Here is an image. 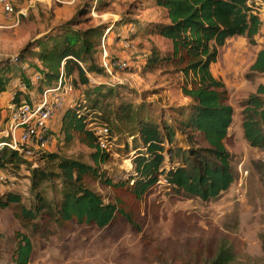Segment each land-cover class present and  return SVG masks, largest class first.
<instances>
[{"label":"rangeland","instance_id":"374dc122","mask_svg":"<svg viewBox=\"0 0 264 264\" xmlns=\"http://www.w3.org/2000/svg\"><path fill=\"white\" fill-rule=\"evenodd\" d=\"M46 1L48 4L15 0L16 10L29 6L27 14L19 16L17 23L0 12V68L8 67L12 76L6 91L0 95V131L5 126L9 104L37 101L41 91L54 84L49 85L45 80L29 84L27 77L42 70L32 54L36 40H46L49 36L61 38L65 33L76 31L90 42V46L84 45L81 65L85 69L93 67L94 71L87 76L94 77L95 82L89 81L87 86L76 89L71 80L75 73L71 78L66 76V81L75 89L49 123L54 129V139L46 151L92 163L91 150L76 139L66 143L58 127L65 109L84 98L88 87L100 85L98 98L95 93L90 94L88 111L98 123L108 124L115 141L99 169L107 175L118 172L124 177L131 167L133 130L127 116L120 115V109L128 107L129 111L174 124L177 111L190 102L181 91L183 73L171 62L164 60L151 69L139 66L153 50L161 57L169 56L171 42L151 32L153 23L163 19L164 11L155 6L154 0H75L71 4L65 3L66 0ZM92 28H97V34L87 33ZM226 44L228 48L233 47L232 43ZM235 44L243 48V55L227 61L221 48L217 63L211 66L214 76L225 83L227 103L233 109L224 141L235 174L229 189L215 199L203 201L175 193L160 177L145 198L137 201L125 190L112 189L88 177L86 185L104 201L122 202L123 208L132 213L139 230L121 215L103 228L48 221L44 228L31 235V264H208L222 244L232 249L235 264H264V149L250 147L241 128L243 105L248 95L264 82V75L249 71L258 42L250 44L239 39ZM104 53L109 71L102 65ZM107 56L115 60L110 62ZM117 61H125L128 66L119 68L115 65ZM17 76L24 78L26 88L22 89ZM17 86L21 89L17 91L20 96L14 101L9 90ZM95 99L97 102L92 107ZM0 140H3L1 133ZM18 154L22 158L19 166L7 165L0 170L12 177L8 180L12 183L8 189L0 185V195L5 191L18 192L22 202L29 206L31 170L28 167L39 165L54 170V166L38 158L35 150L18 151ZM44 187L47 196L53 198V186L44 184ZM15 212H18L16 207L0 209V264H12L15 233L18 230L30 233Z\"/></svg>","mask_w":264,"mask_h":264},{"label":"trees","instance_id":"16d2710c","mask_svg":"<svg viewBox=\"0 0 264 264\" xmlns=\"http://www.w3.org/2000/svg\"><path fill=\"white\" fill-rule=\"evenodd\" d=\"M154 4L164 14L161 21L153 23L151 32L168 39L171 50L168 57H161L153 50L139 66L151 69L164 60L171 62L177 71L183 73L181 91L190 102L177 111L178 117L174 124L162 119L157 121L149 114L129 111L128 107L120 109V115L127 116L133 130L130 134L133 139L130 146L131 167L124 177L118 172L107 175L100 171L99 164L106 159L108 152L99 148L97 136L89 124H104L111 135L112 129L107 123H98L90 117V94L95 93L98 98L101 86L88 87L87 95L83 94V101L80 99L65 109L59 133L63 134L66 143L76 139L87 146L91 150L89 156L92 163L52 151H37L38 158L53 164L54 170L39 165L28 167L31 170L27 193L28 198H31L30 205L26 206L22 202V195L18 192L5 191L0 195V209L16 207L17 219L30 230V233L19 230L15 233L12 264H31V235L44 228L48 221L59 225H94L103 228L121 215L139 230L132 213L123 208L122 202L117 199L104 201L100 194L86 185L88 177L112 189L125 190L137 201L145 198L160 177L175 193L203 201L217 198L234 182L231 154L224 146L232 123L233 109L227 103L225 83L214 76L211 66L217 60L218 48L227 39L245 36L250 44L255 42L261 25L259 7L255 0H154ZM87 33L95 35L97 28ZM59 38L49 36L46 40H36V50L32 54L41 64V72H36L40 76L39 81L45 80L50 85L63 71L70 78L75 73V77L71 78L75 88L87 86V73L94 69L91 66L85 69L81 62L86 48L84 45L90 46V42L76 31L65 33ZM107 59L110 62L115 60L110 57ZM249 71L253 74L264 73V48L257 52ZM8 72V67L0 68V95L6 91V85L12 78ZM32 75L34 73L27 77L28 81ZM17 79L24 83L23 77L17 76ZM18 90L21 89L9 90L11 100L17 101L20 96ZM96 102L97 99L93 101L92 107ZM241 128L250 147L264 149L263 84H259L255 92L248 95L241 111ZM21 162L17 150L0 147V170L7 165L19 166ZM164 164L168 167H164ZM5 175L7 180L0 181V185L8 189V180L12 177ZM44 184L53 186V198L47 196ZM208 264H235L232 249L220 245Z\"/></svg>","mask_w":264,"mask_h":264},{"label":"built area","instance_id":"2783aa9c","mask_svg":"<svg viewBox=\"0 0 264 264\" xmlns=\"http://www.w3.org/2000/svg\"><path fill=\"white\" fill-rule=\"evenodd\" d=\"M15 0H0V10L5 18L13 22L18 21L19 16H25L29 6L15 9ZM44 2L46 0H38ZM55 1V0H49ZM59 1V0H56ZM75 0H66L65 3L71 4ZM48 2V1H46ZM264 13V8H258V13ZM106 53L102 56V65L109 71L110 65L105 60ZM113 64V63H112ZM119 68L127 66L125 61H117L115 64ZM40 76L36 73L29 79V83L34 85L39 81ZM89 81L95 82L94 77L88 74ZM22 89L26 88L21 84ZM75 88L66 81L63 71H60L57 80L52 86H47L41 91V97L37 101L21 100L17 103L12 102L8 107V115L5 119V126L0 131L3 140L0 141V147L6 146L10 149L31 152L45 151L52 143L54 129L49 124L61 111L71 92ZM83 101V98H81ZM92 131L97 136L98 146L101 150L108 152L112 149L115 137L109 133V129L104 124L92 122L89 124ZM7 180L6 175L0 173V181ZM165 180V179H164ZM167 183V182H166ZM12 185V183H9Z\"/></svg>","mask_w":264,"mask_h":264},{"label":"crops","instance_id":"0c3cea01","mask_svg":"<svg viewBox=\"0 0 264 264\" xmlns=\"http://www.w3.org/2000/svg\"><path fill=\"white\" fill-rule=\"evenodd\" d=\"M255 2H256V4L258 5L259 8H261V9L264 8V0H255ZM42 3L43 4H48V3H44V2H42ZM0 12H1V10H0ZM259 17H260V20H261V25H260V29H259L257 35L254 38L255 41L258 42V47L253 50L254 51L253 52V57H252V59H251V61L249 63V66L253 63L257 52L260 49L264 48V13H262V12L259 13ZM257 37H259L258 40L260 42L257 40ZM239 39H243V40H246L248 42V40H247V38L245 36H233V37L227 39V41L225 42V44L222 47L218 48V54H219L220 49L223 48V50L225 51L224 55H226V60L227 61H228V59H231L232 57L237 58L238 56L243 55V48L240 49L238 47V44L237 45L235 44V41L239 40ZM227 42L232 43L233 47L232 48H228L229 44L227 46V44H226ZM215 63H217V62H215ZM212 66H215V65L212 64ZM257 75H264V73H258ZM259 84H263L264 85V82L259 83ZM59 128H60V125L58 127V132H59Z\"/></svg>","mask_w":264,"mask_h":264}]
</instances>
